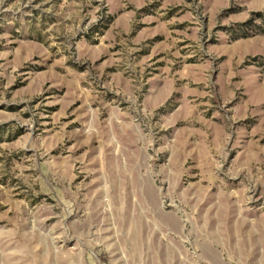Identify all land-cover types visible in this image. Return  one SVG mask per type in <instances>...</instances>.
I'll use <instances>...</instances> for the list:
<instances>
[{
	"label": "rangeland",
	"instance_id": "374dc122",
	"mask_svg": "<svg viewBox=\"0 0 264 264\" xmlns=\"http://www.w3.org/2000/svg\"><path fill=\"white\" fill-rule=\"evenodd\" d=\"M0 264H264V0H0Z\"/></svg>",
	"mask_w": 264,
	"mask_h": 264
}]
</instances>
